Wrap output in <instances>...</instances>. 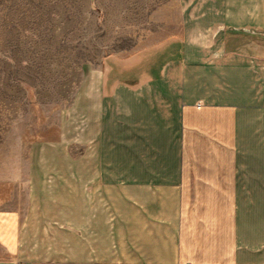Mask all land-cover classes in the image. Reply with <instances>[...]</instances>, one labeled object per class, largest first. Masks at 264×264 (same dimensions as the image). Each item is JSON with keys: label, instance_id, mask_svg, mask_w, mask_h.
I'll return each instance as SVG.
<instances>
[{"label": "crops", "instance_id": "1", "mask_svg": "<svg viewBox=\"0 0 264 264\" xmlns=\"http://www.w3.org/2000/svg\"><path fill=\"white\" fill-rule=\"evenodd\" d=\"M203 16L106 57L96 160L31 162L0 264H264V0Z\"/></svg>", "mask_w": 264, "mask_h": 264}, {"label": "rangeland", "instance_id": "2", "mask_svg": "<svg viewBox=\"0 0 264 264\" xmlns=\"http://www.w3.org/2000/svg\"><path fill=\"white\" fill-rule=\"evenodd\" d=\"M207 1L0 0V207H26L34 160H96L106 57L185 36Z\"/></svg>", "mask_w": 264, "mask_h": 264}]
</instances>
